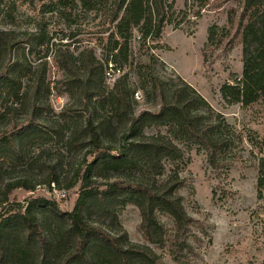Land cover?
<instances>
[{
    "label": "trees",
    "instance_id": "16d2710c",
    "mask_svg": "<svg viewBox=\"0 0 264 264\" xmlns=\"http://www.w3.org/2000/svg\"><path fill=\"white\" fill-rule=\"evenodd\" d=\"M231 1L235 0L216 3L221 7ZM167 3L168 0H112L107 13L109 20L116 23L112 35L126 37L125 33L139 27L144 44L149 38L159 39L166 25ZM208 4L209 0H202V6ZM30 41L28 37L19 40L15 33L0 30V88L11 80L8 65L16 46ZM239 44L243 46L242 77L236 84L222 88L223 97L244 106L259 101L264 104V0H238L237 6L229 10L228 26L210 28L204 62L211 64L214 57L227 56ZM129 48L127 38L124 42L115 40L110 51L115 59L127 61ZM59 51L58 63L66 73L59 82L64 91L77 92L83 101L109 99L112 108L109 116L103 112L95 116L88 108L85 122L77 125L68 137L66 122H52L48 127L39 124L38 117L49 111L43 98L48 96L50 85L40 76L33 81L27 94L26 125L19 127L16 123L0 130V159L15 166L37 161L42 178L38 184L18 180L3 182L0 186V201L9 205L6 213L0 211V264H165L150 245L165 243L176 260L189 258L194 253L190 236L196 219L187 211L182 194L186 186L185 178L179 173L183 150L166 135H147L144 129L169 126L184 141L200 145L219 176L226 167L225 147L231 139L215 122L203 120L198 108L204 98L190 96L187 87L176 89L169 99L163 81L153 77L154 110L133 111V90L126 76L116 81L110 97L102 98L108 59L98 58L92 49H85L78 59L68 49ZM114 120L126 128V135L117 148L102 141L107 138V127ZM125 137H129V142H124ZM63 142L76 154L93 160L82 173L77 170L61 182L59 170H64L66 165L61 157L51 161L50 150L41 149L33 154V149ZM260 144L264 146V140ZM137 172L140 173L137 178L127 176ZM53 184H64L68 190L80 185V195L72 211L60 213L57 202L45 197L25 203L9 199L16 188L32 191L36 185L52 187ZM257 192L260 199L264 197V157L258 163ZM126 205L139 209L138 230L148 244L132 242L122 226L111 232L101 225L105 221H117L118 208ZM48 215L59 222L56 233L43 224L41 217ZM162 215L173 220L172 234H168ZM61 244L67 247L61 250Z\"/></svg>",
    "mask_w": 264,
    "mask_h": 264
},
{
    "label": "rangeland",
    "instance_id": "374dc122",
    "mask_svg": "<svg viewBox=\"0 0 264 264\" xmlns=\"http://www.w3.org/2000/svg\"><path fill=\"white\" fill-rule=\"evenodd\" d=\"M217 1L209 0L208 5L202 6V0H168L167 20L161 37L149 38L144 44L139 27L125 33L126 37L112 35L116 23L107 16L112 0H0V30L15 33L19 40L25 37L31 40L16 46L8 65L11 80L0 88V130L16 123L19 127L26 125L27 94L38 76L50 85L48 96L43 98L49 111L38 117L40 125L48 127L52 122H66L70 137L77 125L87 119L88 108L95 116L99 112L109 116L112 108L109 99L83 101L77 92H65L59 83L66 74L58 63L59 49H68L77 59L85 49H92L98 58L108 59L106 70L111 61L122 69L113 79L104 77L103 99L111 94L116 81L126 76L133 90L131 110H154L152 78L158 77L169 99L180 87H187L190 96L204 98L198 108L203 120L215 122L231 139L225 147L226 167L219 176L209 165L206 151L200 145L184 141L172 133L169 126L144 129L147 135H166L182 148L184 156L179 173L186 180L182 194L187 211L196 219L190 236L194 253L189 258L176 260L168 243L150 244L165 264H264V197L260 199L257 192L258 163L264 157V146L260 144L264 140V104L259 101L244 106L230 103L223 97L222 88L236 84L242 77L241 44L227 56L214 57L211 64L204 62L210 28L228 26L229 10L238 4L235 0L218 7ZM127 38L128 60L115 59L110 47L115 40L124 42ZM41 40L42 44H38ZM136 91H140V98L135 97ZM107 131V138L102 141L117 148L122 136L126 135L125 126L114 120ZM128 138L125 137L124 142H129ZM41 149L50 150L51 161L61 157L66 164L64 170H59L61 182L77 170L82 173L93 160L76 154L66 142L34 147L33 154ZM41 174L37 161L15 166L0 159V186L3 182L18 180L38 184ZM139 174L127 176L137 178ZM58 187L66 190V197L60 196ZM79 189L77 185L68 190L64 184H56L55 188L36 185L32 191L19 187L9 199L22 203L37 197L54 199L59 212L66 213L75 208ZM8 208L7 203L0 201V211L6 213ZM47 217H41L44 226L56 233L59 222L51 215ZM162 220L168 234H172L173 220L167 215H162ZM140 221L139 209L126 205L118 208L117 221H105L101 225L111 232L122 226L132 242L148 244L138 230ZM66 247L60 245L61 250Z\"/></svg>",
    "mask_w": 264,
    "mask_h": 264
},
{
    "label": "built area",
    "instance_id": "2783aa9c",
    "mask_svg": "<svg viewBox=\"0 0 264 264\" xmlns=\"http://www.w3.org/2000/svg\"><path fill=\"white\" fill-rule=\"evenodd\" d=\"M121 71H122L121 67H118L113 63H110L109 68H107L106 70V77L108 78V80L113 79L115 76L119 75ZM135 97L140 98V91L135 92ZM53 188H55V184H53ZM60 196L66 197V192L60 190Z\"/></svg>",
    "mask_w": 264,
    "mask_h": 264
}]
</instances>
